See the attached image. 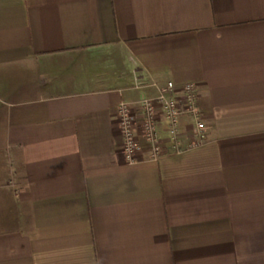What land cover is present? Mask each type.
Wrapping results in <instances>:
<instances>
[{"label":"crops","instance_id":"obj_1","mask_svg":"<svg viewBox=\"0 0 264 264\" xmlns=\"http://www.w3.org/2000/svg\"><path fill=\"white\" fill-rule=\"evenodd\" d=\"M168 81L206 138L128 163ZM0 264H264V0H0Z\"/></svg>","mask_w":264,"mask_h":264},{"label":"built area","instance_id":"obj_2","mask_svg":"<svg viewBox=\"0 0 264 264\" xmlns=\"http://www.w3.org/2000/svg\"><path fill=\"white\" fill-rule=\"evenodd\" d=\"M157 89L156 95L145 96L136 105L121 102L118 106L122 151L128 163L136 162L143 142L149 145L151 158L157 159L163 154L166 147L160 133L161 126L172 140L175 151H182L181 120L185 116L192 119L191 146L206 138L207 126L197 105V85L189 82L177 88L173 81H168L163 86H157Z\"/></svg>","mask_w":264,"mask_h":264}]
</instances>
